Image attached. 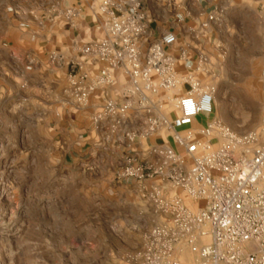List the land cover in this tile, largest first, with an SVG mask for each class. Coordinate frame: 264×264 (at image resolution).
<instances>
[{
    "label": "built area",
    "instance_id": "obj_1",
    "mask_svg": "<svg viewBox=\"0 0 264 264\" xmlns=\"http://www.w3.org/2000/svg\"><path fill=\"white\" fill-rule=\"evenodd\" d=\"M81 1L84 7L66 10L67 21L73 25L89 8L101 36L82 45V54L95 58L99 69L96 74L80 69L73 82L77 103L114 85L120 72L127 86L118 100L103 103L93 117L96 127H109L128 148L141 135L169 133V144L125 153L115 176L136 184L166 220L151 231L139 264H186L185 258L189 264H264L260 136L239 135L212 118L217 88L194 75V63L174 32L148 42V0ZM164 92H172L168 112ZM200 117L205 124L198 123Z\"/></svg>",
    "mask_w": 264,
    "mask_h": 264
},
{
    "label": "crops",
    "instance_id": "obj_2",
    "mask_svg": "<svg viewBox=\"0 0 264 264\" xmlns=\"http://www.w3.org/2000/svg\"><path fill=\"white\" fill-rule=\"evenodd\" d=\"M164 1L148 5V42L165 32H174L178 47L184 48L194 63V75L211 78L217 84L227 62L244 60L245 54L257 60L252 64L253 76H264V0ZM55 2L53 7V0H0V142L13 141L17 145L23 139L22 129L31 140L34 133H43L33 140H44L48 147L29 152L35 181L45 185L52 183L54 171L68 161L84 167L93 164L96 170L100 169L97 161L93 162V146L84 149L97 131L93 117L107 99L118 100L121 89L127 86V79L116 72L114 85L92 92L86 104L77 103L73 82L82 70L96 74L99 69L95 58L82 54V45L101 34L89 8L73 25L67 21L66 10L84 7V2ZM210 16L218 20L210 21ZM30 61L36 65L30 68ZM181 71L187 72L184 68ZM256 91L264 92V81ZM206 121L203 117L198 119L199 124ZM168 137L164 130L153 138L141 135L130 148L123 146L122 154L144 152L154 144H169ZM54 142L68 143L69 147L59 149L53 146ZM42 155L46 158L43 162ZM42 164L47 167L41 169ZM84 173L66 177L77 184L82 195L98 183V178ZM86 203L89 200L85 196L75 200L76 212L92 216L100 213L95 207L90 210Z\"/></svg>",
    "mask_w": 264,
    "mask_h": 264
},
{
    "label": "rangeland",
    "instance_id": "obj_3",
    "mask_svg": "<svg viewBox=\"0 0 264 264\" xmlns=\"http://www.w3.org/2000/svg\"><path fill=\"white\" fill-rule=\"evenodd\" d=\"M157 1L148 0L147 5ZM164 2L169 4L167 0ZM252 57L245 54L244 60L228 61L227 69L218 78L219 84L211 78H199L217 88L212 118L239 135L257 134L264 144V92L256 91L264 76H253L252 64L257 60ZM171 93L164 92L162 96L166 112L173 108L165 98ZM108 128L99 126L93 132L94 139L90 138L91 143L84 147L86 150L93 146L96 151L93 162L97 161L100 169L96 170L93 164L84 167L68 161L63 164L67 167L60 166L54 171L49 185L35 181V173L31 172L34 167L29 150L48 147L44 140H33L43 133L32 131L31 140L22 129L23 139L17 145L13 141L0 142V264L141 262L148 236L157 224L166 220L142 197L136 184L116 180L124 158L123 146L127 143L120 142ZM57 144L54 142L53 146L69 147L68 143ZM40 159L43 162L46 158L42 155ZM46 167L42 164L41 169ZM82 172L89 178H98V183L83 195L77 184L66 179ZM82 196L89 200L86 204L90 210L95 207L100 213L95 216L77 213V205L73 203ZM182 261L192 263L189 258Z\"/></svg>",
    "mask_w": 264,
    "mask_h": 264
}]
</instances>
